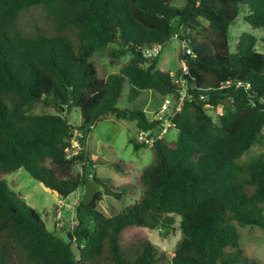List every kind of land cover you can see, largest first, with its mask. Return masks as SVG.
Masks as SVG:
<instances>
[{
	"label": "trees",
	"instance_id": "16d2710c",
	"mask_svg": "<svg viewBox=\"0 0 264 264\" xmlns=\"http://www.w3.org/2000/svg\"><path fill=\"white\" fill-rule=\"evenodd\" d=\"M177 1L0 0V264H260L244 253L240 228L264 229V152L242 160L264 141V38L260 50L258 38L244 32L233 51L230 26L243 11L246 22L264 29V0ZM175 36L192 53L182 51L188 70L173 75L158 68L160 55L147 59L143 49ZM110 46L114 56L131 58L119 73L100 77L93 57ZM125 81L130 99L148 89L178 95L180 109L167 114L175 138L157 137L163 120L118 107ZM40 104L55 110L35 112ZM208 106L223 108L218 120ZM72 107L79 125L65 116ZM108 116L137 124L135 150L147 146L138 133L157 137L153 163L128 185L108 187L85 147ZM75 129L83 148L68 158ZM109 165L136 170L123 160ZM20 168L60 197L84 190L85 178L106 189L87 205L79 201L65 238L3 178ZM137 177L143 191L133 203L110 216L98 209L104 194L131 193ZM177 218L182 236L170 259L148 239L122 242L127 228L151 222L166 237Z\"/></svg>",
	"mask_w": 264,
	"mask_h": 264
},
{
	"label": "rangeland",
	"instance_id": "374dc122",
	"mask_svg": "<svg viewBox=\"0 0 264 264\" xmlns=\"http://www.w3.org/2000/svg\"><path fill=\"white\" fill-rule=\"evenodd\" d=\"M177 3L183 4L184 0H178ZM46 29V24L42 21L38 22ZM244 32L254 34L258 40V47L262 50V39L264 38V29L252 27L244 19V12L241 11L236 21L230 26L231 49L234 51L239 36ZM117 46V44H113ZM110 46L100 51L93 57L97 66L100 77H107L110 74L119 73L121 68L130 60L131 53L116 57L113 55L114 47ZM184 47L182 41L178 37H172L162 47L159 56L158 68L175 74L182 66L179 58ZM132 85L129 81H125L122 95L118 101V107L126 109L140 108L144 110L150 119H155L156 113L161 106L173 100L171 96H162L160 93L148 89L133 99H130ZM52 107L38 105L35 112L53 111ZM209 114L215 120L219 119V115L223 112L222 107H207ZM67 119L73 124H81L83 119L79 108L72 107L65 113ZM169 129L166 133L169 139H173L177 135V131ZM138 131L137 124L132 120H121L114 116H108L99 120L92 131L88 134L85 147L89 151L90 157L97 162L95 166L96 175L108 186H123L135 182V173L142 170L146 166L153 163L154 155L152 146H146L134 149V144L130 141ZM169 134V135H168ZM165 135V136H166ZM264 152V141L262 144H256L246 153L242 160ZM123 160L132 162L136 170L121 171L113 167L111 162ZM124 169V166H123ZM122 169V170H123ZM81 171V166L77 165L73 168V172ZM6 179L9 187L24 200L28 205L37 210L45 221L47 228L56 231L58 235L67 238L68 231L75 228L76 205L83 200L84 192L82 191L79 198V190L71 193L67 197L55 195L44 184L33 178L27 170L20 168L14 172L2 174ZM143 191V186L136 178V185L131 193H127L122 198H116L114 195H102V200L98 202V209L106 215H114L121 211L124 207L133 203ZM103 192V191H102ZM79 198V199H78ZM154 223V222H153ZM155 224V223H154ZM175 225L176 230L170 232L166 237L161 235V229L155 224L154 227L148 226H132L127 228L122 234V242L125 247H129L137 243L140 239H148L158 250L164 252L170 259L175 254L176 244L180 240L182 233L179 229V218ZM241 246L244 253L251 259H256L260 264H264V229L257 226H245L240 228Z\"/></svg>",
	"mask_w": 264,
	"mask_h": 264
},
{
	"label": "built area",
	"instance_id": "2783aa9c",
	"mask_svg": "<svg viewBox=\"0 0 264 264\" xmlns=\"http://www.w3.org/2000/svg\"><path fill=\"white\" fill-rule=\"evenodd\" d=\"M177 37V36H176ZM182 41V40H181ZM182 45L186 51L187 54H191L192 53V49L189 46L187 41H182ZM162 45L161 44H155L153 46L150 47H146L143 49V56L147 59H152L155 58L157 56H159L162 52ZM182 61V60H181ZM182 70L184 72H187L188 70V65L186 61H182ZM186 96V92L183 91L181 92V99H183ZM173 101V100H172ZM172 101L170 102H166L164 103L160 110L156 113L155 115V119L158 120H163L164 122L159 126V131L157 132V137L158 138H162L170 129V127L172 126L171 124V120L167 118V114L170 112L171 113V106H172ZM177 109H180L181 107V100L180 102L178 101V103L176 104ZM175 106V108H176ZM175 110V109H174ZM82 136V131L80 129H75L74 134L71 138V143H72V148L71 150L68 152L67 157L70 158L74 155H77L80 153V151L82 150L83 146L81 144L80 141V137ZM157 137H148L146 132H140L136 135V139L139 143H145L147 146H153L155 139ZM92 176V175H91Z\"/></svg>",
	"mask_w": 264,
	"mask_h": 264
},
{
	"label": "water",
	"instance_id": "95a60500",
	"mask_svg": "<svg viewBox=\"0 0 264 264\" xmlns=\"http://www.w3.org/2000/svg\"><path fill=\"white\" fill-rule=\"evenodd\" d=\"M178 103V95L175 94L173 95V101H172V106H171V112H174L175 106ZM86 182V188L83 196V204L87 205L89 204L95 197L96 193L98 191H105V186L102 185L98 180L93 179V178H85ZM57 196H59V192L57 190L53 191ZM150 227H154L155 224L151 222L149 224ZM73 253L78 256L80 254V247L77 245V243L73 242L71 245Z\"/></svg>",
	"mask_w": 264,
	"mask_h": 264
},
{
	"label": "crops",
	"instance_id": "0c3cea01",
	"mask_svg": "<svg viewBox=\"0 0 264 264\" xmlns=\"http://www.w3.org/2000/svg\"><path fill=\"white\" fill-rule=\"evenodd\" d=\"M175 37H176V36H175ZM179 58H180V56H179ZM180 60H181V58H180ZM181 62H182V61H181ZM121 120H122V119H121ZM173 130H175V129H173ZM173 130H172V131H173ZM176 131H177V130H176ZM133 137H134V136H132L131 138H133ZM130 140H131V139H130ZM136 151H137V150H136ZM126 163H128V162H126ZM132 164H133V163H132ZM133 165H134V164H133ZM85 188H86V187H85ZM82 191H85V189H84V190L79 189V192H80V193H79V198H80V196H81ZM52 192H53V191H52ZM53 193H54V192H53ZM55 195H56V194H55ZM79 198H78V199H79Z\"/></svg>",
	"mask_w": 264,
	"mask_h": 264
}]
</instances>
